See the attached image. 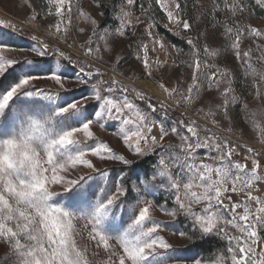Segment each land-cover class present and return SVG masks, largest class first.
<instances>
[{"label": "snow or ice", "instance_id": "6c2138e0", "mask_svg": "<svg viewBox=\"0 0 264 264\" xmlns=\"http://www.w3.org/2000/svg\"><path fill=\"white\" fill-rule=\"evenodd\" d=\"M137 2L122 0L118 11L120 26L116 30L120 36L131 27L127 18ZM96 3L103 6L100 0ZM47 4V15L57 18L53 35L59 34L66 40L74 10L91 19L78 8V0H47ZM155 4L170 21L177 26L182 24L183 30L190 29L188 19L169 11V0H155ZM256 4L264 8V0H256ZM176 9L183 11L179 3ZM212 11L226 12L233 20L235 26L226 25L224 35L245 75L254 77L257 98L264 100L261 92L264 85L256 83V80H264V74L252 65L253 50L242 51L240 43L245 35L264 41V29L235 22L238 14L248 11L245 0H212ZM141 12L148 19L145 28L148 37L154 45L166 49V43L151 31L155 23L142 4ZM140 22L137 18V23ZM91 24L95 36L96 21L91 19ZM4 27L19 32L14 25ZM93 36L88 38L86 56L100 52L99 46L93 47ZM31 39L37 40V37ZM187 44L189 60L181 63H187L192 69L191 83L179 94L178 85L169 88L160 84L159 87L176 103L189 105L199 97L201 81L216 88L223 82L226 85L221 93L223 105L216 107L227 117L229 105L239 99L233 95L231 73L217 70L209 74L206 69L210 65L200 59L196 42L188 38ZM8 47L10 44L0 43V53ZM47 48L43 42L39 48H32L36 53L34 59L39 61L47 56ZM257 49L264 52V44H257ZM147 50L146 43L137 45V59H142L144 69L152 76L154 62L149 60ZM174 50L183 54L182 49ZM208 51L205 46L204 52ZM57 52L68 63L79 65L78 72L83 75L76 76L75 88L88 85L89 95L56 105L55 111H51L52 106L44 104V100H53L74 90L65 87L66 69L53 71L51 63L46 76L33 75L31 69H23L18 82L0 95V241L8 245L10 254L15 257L14 264H91L87 244L92 243L107 254L105 264H183L180 248L161 235L166 229L188 241L197 235L212 234L227 240L226 254L194 260L193 264H264V234L260 231L264 229V197L253 194L257 182L264 181V164L261 163L264 156L244 146L243 158L251 161L249 169L233 159L240 145L191 118L180 119L169 127L161 123L157 134L153 135L157 123L152 115L155 106L147 103L146 108H142L136 103L146 101L144 93L129 89L115 78L103 79L104 74L99 69L93 70L89 65L86 70L81 61H73L58 49ZM261 62L264 55L256 58V63ZM32 63L28 57L17 61L0 54V77L13 66ZM162 63L156 61V68ZM41 81L53 82L58 90L40 88ZM129 91L134 93V99L128 95ZM19 97L26 99L12 109V103ZM160 107L164 108L165 104L161 102ZM257 115L264 118V111L249 114L254 124L253 118ZM105 121L119 124L114 126ZM96 125L105 130L116 127L113 135L122 140L126 149L134 152L141 163V158L148 159L154 166L141 168L126 155L118 154L96 136ZM170 134L177 136L180 143L166 142ZM261 140H264V132ZM199 150H205V155L197 163ZM93 158L106 166L98 167ZM109 162L123 166L117 170L118 174H113ZM155 193L166 194L167 199L163 203L154 202L160 199ZM229 193L243 194L245 199L229 207L225 203L231 200ZM250 202L255 203L254 210L249 208ZM240 207L245 209L243 214L237 212ZM157 208L170 222L153 215ZM184 223H190L191 234L189 230H181ZM228 226L239 235L229 233ZM81 240L87 242L83 247Z\"/></svg>", "mask_w": 264, "mask_h": 264}, {"label": "rangeland", "instance_id": "374dc122", "mask_svg": "<svg viewBox=\"0 0 264 264\" xmlns=\"http://www.w3.org/2000/svg\"><path fill=\"white\" fill-rule=\"evenodd\" d=\"M176 3H178L177 0H175V3L169 0V11H173L174 15L183 19L180 10L176 9ZM196 3L197 7L194 15L197 18V24L194 27L189 21L190 29L183 30V25L177 26L175 22L170 21L164 11L166 20L163 23L171 32L176 33L179 31L180 34H183L187 38H192L196 42L197 48L201 52L200 59L206 65H210L206 69L209 74L217 72V70H227L231 73L233 95L239 99L235 104L229 105L227 117H225L222 110L216 107L217 105H223L224 98L221 96V93L226 86L223 82L219 88H216L215 85L209 87L206 81H201L202 91L199 97L189 105L176 103L175 99L165 95L159 87L160 84H164L165 87L169 88L177 87L178 85V94L187 89L191 83L192 69L187 63L182 64L181 61L189 60L188 53L190 50L182 55L178 54L174 50L175 47L168 43L153 27L151 31L166 43V49H161L159 45H154L152 39L148 37L145 31L147 22L142 21V17L138 15V11L134 7L130 10V15L127 18L131 22V27L125 31L124 36H120L116 31L120 26V20L117 27L95 29L96 35L93 36L94 28L91 24V19L96 21V28L100 20V11L99 6L91 0H78V8L83 9L87 13V17L91 19L81 16L78 10H74L73 18L66 34L67 40L59 34L53 35L55 33L54 25L57 18L54 15H47V0H0V43L10 44V47L0 54L7 59H15L17 61H22L24 57L33 60V63L29 65L13 66L6 75L0 77V95L4 91H7L13 83L18 82L19 75L24 74L23 69H31L32 73L30 74L33 75H48L46 71L48 70L49 63H51L53 71L58 72L62 68L66 69L65 79L68 82L65 87L74 89L62 93L61 96L53 100H44V104L52 106L51 111H55L56 105L62 106V104L70 103L72 100L82 99L84 96L89 95L88 85L75 88L76 76L83 75L78 72L79 65L70 64L59 57L58 49L66 57H71L73 61H81L86 66V70L89 65L93 70L99 69V72L104 74L103 79L111 80L115 78L121 84L128 86L129 89H135L138 92L144 93L147 98L146 101H136V103L142 108H146L147 103H152L155 106L156 110L152 115L157 123L152 133L153 135L157 134L161 123L165 127H169L180 119L186 120L191 118L202 127L210 128L218 136L240 145L241 147L238 153L234 154L233 159L238 160L250 169L251 161L244 160L243 158L246 155V147H251L254 152L261 153L264 156V140H261V133L264 132V118L257 115L253 118L254 124L249 119V114L264 111V100L257 98L256 87L253 84L254 77L245 75L241 62L237 60L235 53L231 50L230 41L224 35L225 27L218 32L217 27L210 29L205 26L202 9H204L203 7L208 3V0H197ZM243 14L245 15V20L241 25L250 24L253 27L264 29V18L256 16L249 9ZM34 16L35 18H33ZM137 18L140 19V23H137ZM9 24L14 25L19 32H11L4 27ZM80 29H83V31H80ZM198 29L199 33H197ZM199 34L202 36H199ZM90 36H93L95 40L93 47L99 46L100 52L98 54L94 53L92 56H86L85 48ZM101 36H104V39H100ZM32 37H37V40L31 39ZM40 42L48 45L46 49L48 55L39 58V61H37L34 59L36 53L31 51V49L39 48ZM141 42L147 44L148 58L154 62L152 76H149L144 69L142 59H137V45L141 44ZM240 43L242 51H246L249 48L253 50L252 65L257 72L264 74V62L256 63V58L264 55V52L257 49V44H264V41L253 40L245 35ZM205 46L209 49L207 53L204 52ZM141 56H143V53H141ZM156 61L163 62L162 66L158 69L155 66ZM96 78L101 79L100 76ZM256 83L264 85V80H256ZM38 86L40 88L51 89L53 92L58 90V86L50 81H41ZM243 87L246 91H244ZM261 92L264 93V88H261ZM128 95L134 99L133 92L129 91ZM25 99V97L16 99L11 105L12 109H15ZM161 102L165 104L164 108L160 107ZM245 105H247L246 108ZM47 111L45 114H47ZM149 111L151 110L149 109ZM105 123H110L114 126L119 124L117 121H105ZM94 131L99 139L116 150L118 154L126 155L133 162L137 161L136 154L129 152L126 146L123 145L122 140L118 136L113 135L116 127H109L105 130L96 125L94 126ZM183 132L185 135H189L186 130H183ZM157 138L159 137L157 136ZM166 142L172 144L180 143L179 138L171 134L166 137ZM204 155L205 150L198 151L197 163H199V158H203ZM212 155H215V153H212ZM93 159L98 167L106 166L98 158ZM205 162L211 163L210 160H206ZM261 162H264V159ZM109 165L113 174H118L117 170L123 167L119 162H109ZM150 166H154V163ZM80 174L82 175L83 171ZM253 194L264 197V181L257 182ZM154 195L160 197L158 201H154L157 203H163L167 199L166 194L161 196L160 193H155ZM229 195H231V200H225V203L229 207L231 203H237L245 199L243 194L237 196L235 193H229ZM147 198L153 199V197ZM249 206L252 207V210L256 207L254 202H250ZM244 211V207L237 209V212L240 214H243ZM153 215L159 220L170 222V218L161 212L159 208L153 212ZM229 218H231L230 215ZM189 225L190 223L182 224L181 230H185ZM227 231L231 234L239 235L236 229L231 226L227 227ZM260 231L264 234V229ZM161 235L169 243L180 248L178 251L180 257L183 259V264H193L194 260L200 259L198 251L191 246L190 241L179 237V235H175L171 229H166L161 232ZM225 241L227 248L228 242L227 240ZM80 243L82 247L87 244L86 240H81ZM87 246L89 248L88 259L91 264H105L108 256L103 249H97L94 243L87 244ZM224 254H226V249L215 258H219ZM14 261L15 257L10 254L8 245L0 241V264H14Z\"/></svg>", "mask_w": 264, "mask_h": 264}, {"label": "trees", "instance_id": "16d2710c", "mask_svg": "<svg viewBox=\"0 0 264 264\" xmlns=\"http://www.w3.org/2000/svg\"><path fill=\"white\" fill-rule=\"evenodd\" d=\"M91 1L96 3V0ZM177 2L180 4L181 9H183V11H180L182 18L188 19L194 27L197 24V18L194 15L197 7V0H177ZM100 3L103 6H99L100 20L95 29L99 30L105 27H117L119 23L118 11L119 7L122 5V0H100ZM245 3L247 4L248 9L253 11L256 16L264 18V8L259 7L255 0H245ZM141 4L143 5L144 9L148 10V17H151L154 20V28L165 38L168 43L173 45L175 48L182 49L183 53L190 50V46L187 44L188 38L186 36L183 34L175 35L174 32H171L168 28H166V26H164L163 22L166 20V15L160 9L159 5L155 4V0H138L137 4L134 6V8L138 11V15L142 17V21L148 23V19L142 15ZM203 8L202 14L204 18V24L207 28L211 29L213 27H217L219 32L226 25L231 27L235 26L233 20L229 18L228 13L212 11V0H208V3L204 5ZM244 20V14H238L235 17L236 23L243 24ZM197 33H199V29ZM199 36L202 35L199 34ZM243 89L246 91L244 87ZM141 159L143 160L142 163L137 160L134 162V164L141 168H147L154 163L150 162L148 159ZM190 229L191 225L185 228V230H189V234H191ZM190 243L191 246L198 251L200 259L207 258L209 256L215 258L219 253L225 251L226 249V241L221 237H217L215 234L204 237L197 235L196 237H193Z\"/></svg>", "mask_w": 264, "mask_h": 264}, {"label": "built area", "instance_id": "2783aa9c", "mask_svg": "<svg viewBox=\"0 0 264 264\" xmlns=\"http://www.w3.org/2000/svg\"><path fill=\"white\" fill-rule=\"evenodd\" d=\"M262 164H264V162H261ZM249 208L252 210V207L251 206H249Z\"/></svg>", "mask_w": 264, "mask_h": 264}]
</instances>
